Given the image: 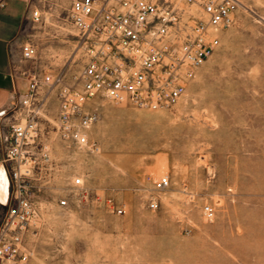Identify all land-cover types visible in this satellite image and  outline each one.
<instances>
[{"label":"rangeland","instance_id":"obj_1","mask_svg":"<svg viewBox=\"0 0 264 264\" xmlns=\"http://www.w3.org/2000/svg\"><path fill=\"white\" fill-rule=\"evenodd\" d=\"M239 1L176 104L87 101L97 150L58 135V87L41 91L50 162L27 179L38 211L29 264H264V0ZM30 5L41 20L26 21L38 46L29 67L79 83L84 48L68 1ZM163 175L170 184L158 189Z\"/></svg>","mask_w":264,"mask_h":264},{"label":"built area","instance_id":"obj_2","mask_svg":"<svg viewBox=\"0 0 264 264\" xmlns=\"http://www.w3.org/2000/svg\"><path fill=\"white\" fill-rule=\"evenodd\" d=\"M68 18L84 48L79 83L60 74L30 68L27 91L11 108L0 109V141L11 173V195L0 222V264H29L27 233L38 211L27 179L36 166L50 162L41 121L45 101L40 93L58 87L59 106L53 129L64 140L97 150L88 129L97 115L87 111L88 100L104 96L139 108L160 109L176 104L188 82L220 44L219 31L234 23L239 0H67ZM32 20H41L38 8ZM37 44L27 38L22 57L33 60ZM47 166V165H45ZM82 185V178L74 180ZM170 184L161 176L158 189ZM67 199L61 204L67 205ZM156 200L150 202L155 208ZM208 216L214 207L203 208ZM122 213L123 208H118Z\"/></svg>","mask_w":264,"mask_h":264},{"label":"crops","instance_id":"obj_3","mask_svg":"<svg viewBox=\"0 0 264 264\" xmlns=\"http://www.w3.org/2000/svg\"><path fill=\"white\" fill-rule=\"evenodd\" d=\"M30 0H0V109L11 108L28 87L29 61L22 57L27 38L26 21L31 16ZM12 179L0 141V222L11 195Z\"/></svg>","mask_w":264,"mask_h":264}]
</instances>
